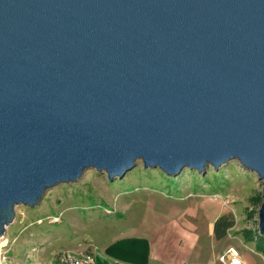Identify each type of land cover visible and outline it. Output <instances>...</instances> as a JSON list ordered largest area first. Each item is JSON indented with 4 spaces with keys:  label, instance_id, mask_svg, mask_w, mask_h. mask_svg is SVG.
I'll return each mask as SVG.
<instances>
[{
    "label": "water",
    "instance_id": "water-1",
    "mask_svg": "<svg viewBox=\"0 0 264 264\" xmlns=\"http://www.w3.org/2000/svg\"><path fill=\"white\" fill-rule=\"evenodd\" d=\"M138 160L264 181V0H0V241L17 206Z\"/></svg>",
    "mask_w": 264,
    "mask_h": 264
},
{
    "label": "rangeland",
    "instance_id": "rangeland-1",
    "mask_svg": "<svg viewBox=\"0 0 264 264\" xmlns=\"http://www.w3.org/2000/svg\"><path fill=\"white\" fill-rule=\"evenodd\" d=\"M263 186L238 160L208 166L204 173L186 168L177 176L145 170L138 160L113 181L90 168L77 182L47 190L40 205L16 207L0 242V262L51 264L57 252L88 247L97 248L102 261L114 262L118 255L108 248L132 242L146 246L147 264H221L230 246L250 264H264L256 241L245 233L259 232L261 203L253 199ZM222 215L234 225L217 238L214 223Z\"/></svg>",
    "mask_w": 264,
    "mask_h": 264
},
{
    "label": "trees",
    "instance_id": "trees-1",
    "mask_svg": "<svg viewBox=\"0 0 264 264\" xmlns=\"http://www.w3.org/2000/svg\"><path fill=\"white\" fill-rule=\"evenodd\" d=\"M253 200L254 202L262 204V200H263L262 193H259ZM233 225H234V221L229 219L227 215L220 216L214 223V232L217 238H223L226 235L227 231ZM245 233L249 241H256V250L264 253V237L261 236L258 231L255 232L248 230L245 231ZM121 246L122 247L114 245L108 248V251L113 250V253L118 255L116 257L114 256L116 259H118V261L109 262L107 260L102 261L101 259H99L98 264H147L145 245L144 246L138 244L133 245L132 242H128L125 245H121Z\"/></svg>",
    "mask_w": 264,
    "mask_h": 264
},
{
    "label": "built area",
    "instance_id": "built-area-1",
    "mask_svg": "<svg viewBox=\"0 0 264 264\" xmlns=\"http://www.w3.org/2000/svg\"><path fill=\"white\" fill-rule=\"evenodd\" d=\"M35 250V249H34ZM100 258L97 248L88 247L79 253L61 251L57 252L51 264H98ZM221 264H249L243 260L234 246L228 247L223 254L220 255ZM0 264H3L0 262Z\"/></svg>",
    "mask_w": 264,
    "mask_h": 264
},
{
    "label": "crops",
    "instance_id": "crops-1",
    "mask_svg": "<svg viewBox=\"0 0 264 264\" xmlns=\"http://www.w3.org/2000/svg\"><path fill=\"white\" fill-rule=\"evenodd\" d=\"M256 251H257V250H256ZM257 252H258V254L261 255V256L264 255L263 252H259V251H257ZM257 252H255V253H257ZM247 262H248V261H247ZM248 263L250 264V262H248ZM175 264H176V263H175ZM254 264H256V263L254 262Z\"/></svg>",
    "mask_w": 264,
    "mask_h": 264
},
{
    "label": "bare ground",
    "instance_id": "bare-ground-1",
    "mask_svg": "<svg viewBox=\"0 0 264 264\" xmlns=\"http://www.w3.org/2000/svg\"><path fill=\"white\" fill-rule=\"evenodd\" d=\"M2 240H3V239H2ZM2 240H1V241H2ZM1 241H0V242H1ZM2 244H3V243H0V245H2Z\"/></svg>",
    "mask_w": 264,
    "mask_h": 264
}]
</instances>
